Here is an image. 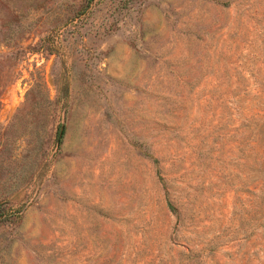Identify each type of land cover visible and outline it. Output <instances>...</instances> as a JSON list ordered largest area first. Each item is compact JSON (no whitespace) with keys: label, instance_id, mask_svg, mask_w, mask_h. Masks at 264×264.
<instances>
[{"label":"rangeland","instance_id":"obj_1","mask_svg":"<svg viewBox=\"0 0 264 264\" xmlns=\"http://www.w3.org/2000/svg\"><path fill=\"white\" fill-rule=\"evenodd\" d=\"M0 214V264H264V0H0Z\"/></svg>","mask_w":264,"mask_h":264},{"label":"water","instance_id":"obj_2","mask_svg":"<svg viewBox=\"0 0 264 264\" xmlns=\"http://www.w3.org/2000/svg\"><path fill=\"white\" fill-rule=\"evenodd\" d=\"M63 129H64V126H62V128H61V132H60L59 140H60V138H61V136H62V134H63Z\"/></svg>","mask_w":264,"mask_h":264},{"label":"trees","instance_id":"obj_3","mask_svg":"<svg viewBox=\"0 0 264 264\" xmlns=\"http://www.w3.org/2000/svg\"><path fill=\"white\" fill-rule=\"evenodd\" d=\"M1 215V214H0Z\"/></svg>","mask_w":264,"mask_h":264}]
</instances>
